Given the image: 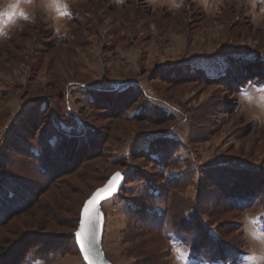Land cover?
I'll return each instance as SVG.
<instances>
[{
    "label": "rangeland",
    "instance_id": "rangeland-1",
    "mask_svg": "<svg viewBox=\"0 0 264 264\" xmlns=\"http://www.w3.org/2000/svg\"><path fill=\"white\" fill-rule=\"evenodd\" d=\"M176 3L0 0V222L39 198L0 227V264H86L71 209L119 171L102 205L111 263L264 264V86L221 79L228 56L264 80V0ZM63 131H97L105 155L41 195L40 145ZM253 190L262 199L241 208L227 194ZM196 240L225 257L196 258Z\"/></svg>",
    "mask_w": 264,
    "mask_h": 264
},
{
    "label": "trees",
    "instance_id": "trees-1",
    "mask_svg": "<svg viewBox=\"0 0 264 264\" xmlns=\"http://www.w3.org/2000/svg\"><path fill=\"white\" fill-rule=\"evenodd\" d=\"M223 61H224V64H223V70H224L223 73L224 74L221 77V79H223V80L226 79L227 82L229 81V83L231 84L232 88H233V86H235L237 88V92H240L242 87L247 85L249 82L264 83L263 76H257L255 74L253 76H248V75L245 74L246 73L245 72V69H246L245 67H248V66L250 67L251 66L250 63H252V62H247V61H245L243 59H240V58L234 59V58H231V57H226V58H224ZM256 61H257V62H255L256 65H260V66L263 65V68H264V63L263 62H260L259 60H256ZM203 70H201L202 74H203ZM204 73H205V70H204ZM219 79H220V77L217 78V79L205 78V81H206V83H211V82L217 83V81ZM99 91H102V90H99ZM122 104L123 103L119 102V103H116V104L110 103V105H109V107L112 108V109H118V110H116V114H115L117 117H120L122 115V113H123L124 109L122 108ZM60 130H61V128H60ZM96 132L97 131L87 132L85 135L81 136L80 134H77V133H75L73 131H71V132H64L63 131L62 133H60L62 135H57V138H56L54 143H52L51 141H50L51 143L49 142V144H51L50 147L48 146V144L45 145V143L42 142V145H40L41 149H43L42 151L46 152V153H44V152L42 153V156H43V157H41L42 161H43L42 168H43V171L46 173V175L49 176L50 182L43 189L41 195H44V194H46L49 191V188H50L49 185H51L55 180L59 179L60 177H62L64 175H67L69 173L74 172L78 168L79 163H80V161L78 162V159H80V158H81L80 160H84V159L87 160L88 158L89 159H94V158L103 157L105 155V150H104L103 146L100 145L98 143V141L94 139V137L97 135ZM101 142H104V139ZM47 147H49V149H47ZM61 148H62V150H61ZM48 150H50V152ZM57 150H59L60 152H63L65 158L67 157L66 163L69 165V167H67V168L65 167L64 169H61V166L63 164L61 165L60 159L57 160L55 158ZM159 151L161 152L162 148H160ZM86 157H88V158H86ZM59 165H61V166L58 168ZM224 168L242 169V168H245V166L237 165V164H228V166H225ZM247 171H249V170H247ZM3 175H4V172L0 170V177H2ZM237 185H235V182L233 181V184L231 185V187L237 186ZM174 187H176V186L170 185V186H168V189L169 190L175 189ZM255 187L256 186L254 185L253 187H251V189L252 188L255 189ZM94 191L93 190L89 191V193H87L85 196H81V198H79V200H80L79 206L77 205L74 209H71V213L74 214V218H75L74 219V223L75 224L73 226L74 233L72 235V239H74L75 247H77V249H78V246H77L76 239H75V232L77 230V227H78V224H79V221H80L81 211H82L84 203L86 202V200L91 196V194ZM259 192H257L256 190H253V191H248V192H244V193H241V192H239V193L238 192L237 193L228 192L227 194H228V197L230 196L231 202H233L234 205H236L239 208H241V206H239L240 204H236V203L243 202V203H246L245 204V206H246V205H249V204H254L257 200L258 201L261 200L262 199V193H259ZM246 193L248 194L247 197H245ZM166 199H167V196H166ZM38 201H39V198H36L32 203L25 204L23 206L24 209L22 211H19V212H16V213H18V214L21 213V212L25 213L26 210H28L30 208H33V205L36 202H38ZM16 213H14V212L11 213V214H13L11 217L16 216L17 215ZM11 217L6 218V220L4 219L5 221H1L0 222V227L3 226L7 221H9L11 219ZM47 217L48 216H46V218ZM59 220H61V219H58V221ZM54 222H55V220H51V219L48 220V221L46 220L45 225L55 226L56 224ZM27 237H29V235L25 236V238H27ZM30 237L33 238L34 236H30ZM48 237H50V236H47L46 239H48V240L49 239H53V238H48ZM183 240L186 243H190L191 244V242L190 241L188 242L186 238L183 239ZM15 246L17 247L18 244H16ZM191 246H192L191 250H192L194 256L196 258H198L200 260H203V261H206V262L217 263L219 260H221V258L225 257V254H220L221 251H222L221 247L224 248L225 246H220L219 247V245H217L215 247V246H213L211 244V245H208L206 247V250H204L203 247L200 246V241L199 240H196V244H193ZM52 248L53 249H57V248H60V247H57V246L55 247L54 246ZM78 251H79V249H78ZM63 252H66V251H63ZM31 257L32 256H30L31 262H29V263H32L34 260L38 259V258H34L33 259ZM7 260H9V259H7Z\"/></svg>",
    "mask_w": 264,
    "mask_h": 264
},
{
    "label": "water",
    "instance_id": "water-1",
    "mask_svg": "<svg viewBox=\"0 0 264 264\" xmlns=\"http://www.w3.org/2000/svg\"><path fill=\"white\" fill-rule=\"evenodd\" d=\"M117 173L121 174V179L119 181H117L118 187L112 189L111 195H109V193H106V192L101 194L102 197L107 196L108 198L100 200V203H99V206L97 209V219H96V222L94 225L93 234L91 236V243H90L88 250H87V259H86L85 258V251L81 249L80 243L78 242V239L76 237V233L80 230V226H81V223L83 221V209L86 206V202L90 198L93 197L94 193H96V191L99 189H103V188L107 187L110 179H112L115 176V174H117ZM115 174L112 175L103 186L97 188L91 194V196L84 203L82 211H81L80 221H79L77 230L75 232V239H76L78 249H79L83 259L85 260L86 264H89L90 261H91V264H113L106 258L104 251L102 249V239H103L104 226H105V215L103 212L102 205L106 200L110 199L112 196L117 194L119 192V190L122 188L123 184L125 183V180H126L125 179L126 178L125 177V175H126L125 171L124 172L119 171V172H116Z\"/></svg>",
    "mask_w": 264,
    "mask_h": 264
},
{
    "label": "snow or ice",
    "instance_id": "snow-or-ice-1",
    "mask_svg": "<svg viewBox=\"0 0 264 264\" xmlns=\"http://www.w3.org/2000/svg\"><path fill=\"white\" fill-rule=\"evenodd\" d=\"M121 179V174L117 173L110 179L108 186L99 189L94 193L93 197L86 202V206L83 209V221L80 226V230L76 233L78 242L81 249L85 251V258L87 259V250L91 243V236L94 231V225L97 219V209L101 199H107V196L102 197V193H109L111 195L112 189L118 187L117 181ZM91 264V261L89 262Z\"/></svg>",
    "mask_w": 264,
    "mask_h": 264
},
{
    "label": "crops",
    "instance_id": "crops-1",
    "mask_svg": "<svg viewBox=\"0 0 264 264\" xmlns=\"http://www.w3.org/2000/svg\"><path fill=\"white\" fill-rule=\"evenodd\" d=\"M153 1H155V0H153ZM177 2V0H169V5L171 6V7H173V9L175 8V5L177 4L176 3ZM172 5H174V6H172ZM171 9V8H170ZM228 57V56H227ZM226 58V57H225ZM249 83H252V82H249ZM263 86H264V83H263Z\"/></svg>",
    "mask_w": 264,
    "mask_h": 264
}]
</instances>
